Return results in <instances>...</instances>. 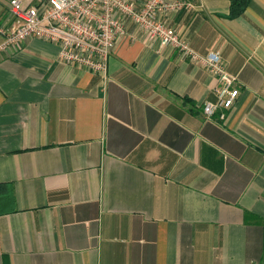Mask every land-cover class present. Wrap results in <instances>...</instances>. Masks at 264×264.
Listing matches in <instances>:
<instances>
[{
  "label": "crops",
  "instance_id": "1",
  "mask_svg": "<svg viewBox=\"0 0 264 264\" xmlns=\"http://www.w3.org/2000/svg\"><path fill=\"white\" fill-rule=\"evenodd\" d=\"M184 1L161 20L236 78L209 118L217 78L133 24L104 78L0 52V264H264V0Z\"/></svg>",
  "mask_w": 264,
  "mask_h": 264
},
{
  "label": "built area",
  "instance_id": "2",
  "mask_svg": "<svg viewBox=\"0 0 264 264\" xmlns=\"http://www.w3.org/2000/svg\"><path fill=\"white\" fill-rule=\"evenodd\" d=\"M190 6L184 0H10V21L0 24V52L35 37L55 43L58 59L106 75L107 62L118 44L129 37L127 26L136 25L160 46L176 48L181 56L198 64L219 81L214 101H205L202 112L209 118L219 108H229L238 95L235 76L228 73L218 52L200 54L161 16Z\"/></svg>",
  "mask_w": 264,
  "mask_h": 264
},
{
  "label": "trees",
  "instance_id": "3",
  "mask_svg": "<svg viewBox=\"0 0 264 264\" xmlns=\"http://www.w3.org/2000/svg\"><path fill=\"white\" fill-rule=\"evenodd\" d=\"M251 0H230L227 17L233 18L240 15Z\"/></svg>",
  "mask_w": 264,
  "mask_h": 264
}]
</instances>
